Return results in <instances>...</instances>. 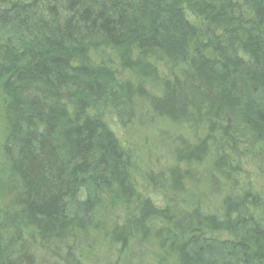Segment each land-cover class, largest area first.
<instances>
[{
    "label": "trees",
    "instance_id": "obj_1",
    "mask_svg": "<svg viewBox=\"0 0 264 264\" xmlns=\"http://www.w3.org/2000/svg\"><path fill=\"white\" fill-rule=\"evenodd\" d=\"M0 85V264H82L102 230L97 264H264V0L11 1ZM113 123L172 132L153 196Z\"/></svg>",
    "mask_w": 264,
    "mask_h": 264
},
{
    "label": "rangeland",
    "instance_id": "obj_2",
    "mask_svg": "<svg viewBox=\"0 0 264 264\" xmlns=\"http://www.w3.org/2000/svg\"><path fill=\"white\" fill-rule=\"evenodd\" d=\"M11 1L16 0H0V6H5L6 3ZM5 108L6 98L0 85V151L5 143L8 129ZM112 127L120 136L125 146L133 152L134 162L136 165V175L134 177L136 183L138 186H140V191L144 192L146 195L153 196L154 193L152 192V189L143 182V175L146 173L158 174L159 172L166 169V167L169 168L173 163V148L169 144L170 138L172 137V132H169L168 136L166 137V143L158 136L153 135L151 132L142 131L139 127L133 129H122L116 123H113ZM246 165L247 166L245 168L248 172L247 178L254 182L257 191L264 193V180L260 177L259 172L254 167L249 166L251 164ZM202 180L203 178L201 177V181ZM204 187L205 185H201L200 190L193 189L191 191V194L193 195L190 197L187 196L185 198V203L188 206H192L191 202L194 199L191 197H196L195 204L199 200L202 205L201 207L204 210H214L218 196H211L207 200L200 197L201 190ZM203 201H205V204ZM103 231L104 230L98 231V233L94 234V236L98 237L96 239H89L88 241H85L84 239L80 238L79 242L76 244V256L78 259H80L82 264L103 263L109 258H112L110 252H108L104 247ZM224 237L222 236V238ZM143 264H159V258L156 256L155 249L147 253Z\"/></svg>",
    "mask_w": 264,
    "mask_h": 264
}]
</instances>
